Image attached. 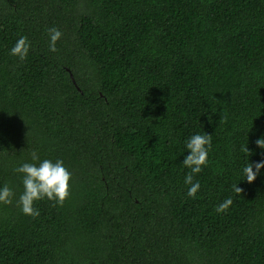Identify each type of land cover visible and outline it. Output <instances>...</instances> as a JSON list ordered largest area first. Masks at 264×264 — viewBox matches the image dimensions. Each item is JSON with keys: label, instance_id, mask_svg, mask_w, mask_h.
<instances>
[{"label": "trees", "instance_id": "obj_1", "mask_svg": "<svg viewBox=\"0 0 264 264\" xmlns=\"http://www.w3.org/2000/svg\"><path fill=\"white\" fill-rule=\"evenodd\" d=\"M195 134L212 147L193 199ZM260 138L264 0H0V264H264V169L243 178ZM33 152L72 174L36 218L15 171Z\"/></svg>", "mask_w": 264, "mask_h": 264}, {"label": "clouds", "instance_id": "obj_2", "mask_svg": "<svg viewBox=\"0 0 264 264\" xmlns=\"http://www.w3.org/2000/svg\"><path fill=\"white\" fill-rule=\"evenodd\" d=\"M49 51L57 52V42L62 38V32L55 27L49 28ZM31 48L28 37H20L15 45L10 50V55L17 57L19 60L24 61L27 59ZM222 119H224L222 117ZM256 144L264 149V138L256 141ZM186 147L188 155L183 160V165L190 169L185 177V184L189 185L187 195L193 199L197 197L200 190V183L194 182V175L202 172L203 168L208 166L209 152L212 147V135L209 134H195L190 137ZM244 152L251 155L248 147L243 149ZM34 163H23L20 167L16 168L17 173L22 174L23 192L17 200V206L21 211L28 216L36 218L39 216V210L35 207L36 202L41 200H49L63 206L66 200L70 197V180L71 172L65 167L64 161L57 159L40 160L38 154L33 152L31 154ZM255 169V171L253 170ZM264 169V160L255 163H248L243 168V178L249 184L253 183L260 170ZM233 190L237 194L242 193V188L238 185H233ZM15 192L7 184L0 188V204L11 205ZM231 199H226L221 202L216 211L220 213L226 212L232 204Z\"/></svg>", "mask_w": 264, "mask_h": 264}, {"label": "water", "instance_id": "obj_3", "mask_svg": "<svg viewBox=\"0 0 264 264\" xmlns=\"http://www.w3.org/2000/svg\"><path fill=\"white\" fill-rule=\"evenodd\" d=\"M71 77H72V79H73V82L75 83V85L79 88V86L77 85V82H76V80H75V78H74V75L71 73Z\"/></svg>", "mask_w": 264, "mask_h": 264}]
</instances>
